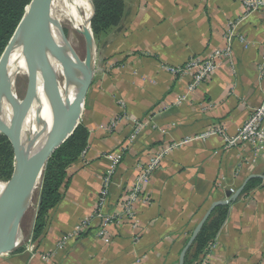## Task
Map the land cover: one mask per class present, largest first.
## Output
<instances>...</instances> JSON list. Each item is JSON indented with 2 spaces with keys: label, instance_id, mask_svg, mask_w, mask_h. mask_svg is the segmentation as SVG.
I'll list each match as a JSON object with an SVG mask.
<instances>
[{
  "label": "crops",
  "instance_id": "crops-1",
  "mask_svg": "<svg viewBox=\"0 0 264 264\" xmlns=\"http://www.w3.org/2000/svg\"><path fill=\"white\" fill-rule=\"evenodd\" d=\"M119 2L122 17L102 38L99 67L84 101V155L67 169L60 200L38 238L28 244L33 220L21 223L24 240L1 256L0 264H43L42 257L53 252V264H178L183 247L212 205L227 201L228 189L236 191L248 177L264 176V153L256 154L250 145L226 148L219 136L188 142L164 154L144 187L148 200L135 205L138 235L126 222L114 223L105 244L97 236L102 223L98 218L71 237L78 223L95 212L109 156L126 149L102 216L121 212L139 165L210 128L235 135L262 99L257 66L263 53L264 10L249 15L236 29L249 46L245 49L233 40V69L221 63L214 77L177 107L172 100L186 92L190 78L175 77L167 68L222 48L227 25L244 16L242 5L238 0ZM118 101L124 102L130 118L146 125L130 143V124L122 121L108 128L119 111ZM246 187L234 203L219 205L226 216L207 264H264V179L250 180ZM219 216L212 215L209 223ZM63 239L65 245L57 251Z\"/></svg>",
  "mask_w": 264,
  "mask_h": 264
},
{
  "label": "water",
  "instance_id": "water-1",
  "mask_svg": "<svg viewBox=\"0 0 264 264\" xmlns=\"http://www.w3.org/2000/svg\"><path fill=\"white\" fill-rule=\"evenodd\" d=\"M90 7L91 17L93 0H90ZM90 17L88 22L89 32L91 30ZM22 30L24 34L28 35L38 44L39 64L36 66L32 63H27L20 69V72L23 73V71L27 69H33L37 74L43 73L44 81L41 96L32 111L31 119L29 121L30 124L28 127L17 125V129L14 132L4 123V121H2L1 117L4 113L5 96L10 84L6 76L7 63ZM57 33L58 31L54 26V19L51 12L50 0H31L22 19L0 56V133L11 144L15 155L14 170L7 182L6 190L0 198V257L11 253L21 243L22 219L26 214L30 199L33 197L32 196L28 199V172L30 167L44 160V168L38 184L39 186L49 158L73 135L77 127L80 125L84 101L96 72L94 69L93 46L90 43V37L87 42L89 52L87 58L83 61L85 66L82 70L84 81L80 86L78 97L73 104V109L68 120L61 126H54L49 123L47 125H42L44 102L46 101L48 104L51 102L52 104L51 96L57 83L55 73L49 60V55L55 46L52 41L56 40ZM59 53L61 59L66 60L67 63L73 61L74 66L76 67L82 65L74 52H70V54L67 51L60 50ZM15 77L12 80L13 87ZM65 107L66 106L64 105L62 106L60 115L63 113ZM31 127L35 128V133L33 135H30V131L32 130ZM48 134H53V137H51L49 141L42 143V140ZM36 140H38L37 145L35 143ZM253 179H264V176L253 175L248 177L232 195L230 192L226 194L229 198L227 201L218 202L212 205L209 211L195 227L187 243L183 247L179 255L178 264H184L187 252L191 248L214 208L219 205L226 206L234 203L242 194L247 183Z\"/></svg>",
  "mask_w": 264,
  "mask_h": 264
},
{
  "label": "built area",
  "instance_id": "built-area-1",
  "mask_svg": "<svg viewBox=\"0 0 264 264\" xmlns=\"http://www.w3.org/2000/svg\"><path fill=\"white\" fill-rule=\"evenodd\" d=\"M238 1L243 7L244 16L241 19L230 22L227 25L225 33L223 35V40L225 44L222 48H216L208 52L206 55L200 57H192L180 67L167 68V70L175 77L186 76L190 78V82L186 87V92L184 94H180L176 96L172 100V105L177 107L183 105V103L186 102L188 95L195 92L202 84L209 82L214 77L221 63L227 62L230 65V67H232L233 69L232 43L234 39L237 42H239L240 45H242L243 48L245 49L249 46L248 41L244 38L243 35L237 34L236 29L239 27L240 23L249 15L257 14L262 10H264V0H238ZM261 46L263 48V53L261 56V61L257 66L258 77L260 81L263 82L261 103L256 108H253L250 111L248 117L245 119V121L243 122L242 126L239 128L237 133L229 137L228 135H226L223 128L220 127L210 128L207 131H204L203 133L195 137L184 139L181 143L170 145L161 153H157L153 155L147 161V163L138 166L140 170L139 174L134 178V181L129 191L123 198L121 212H119L118 214H110L107 216H102L101 213L107 203V199L109 195V187L112 181V177L115 175L118 164L120 163L126 149L122 148L117 154H112L111 156H109V168L104 173L101 180V188L97 195L95 212L89 219H85L78 223L71 237H76L80 233L87 230L91 225L92 221L98 218L102 219V223L97 231V236L102 238L105 244L109 242V239L107 237L108 234L107 229L110 226H112L114 223L119 224L120 222H126L131 227V229L137 234L138 223L136 219L135 205L139 201L146 202L148 200V198L143 193L144 187L149 183L150 179H152V176L156 171V169L158 168L161 159L164 157V154L170 152L172 149L177 148L180 145L193 141L206 140L211 136H219L222 140L224 147L226 148H234L238 145H250L252 146L256 154L264 153V43H262ZM117 105L119 111L110 121L108 128L110 130H113L122 121L123 122L125 121L126 123L130 124L132 127L131 133L128 138V141L130 143L136 139V137L144 130L146 125L141 123L137 119L130 118L127 115L123 101H118ZM84 152L85 151H83V153L78 158V160L82 158ZM254 162L255 160L252 159L251 163ZM222 181H224V179ZM228 190L231 194L235 192L233 188H229ZM36 212L37 209L33 215V221L36 216ZM23 240L24 239L21 238V242ZM65 240L66 239H63L61 242L58 243L57 251L63 249L65 245ZM31 243H32V239L30 237L28 239V244ZM216 245L217 244L215 239L201 253L195 264H207L208 260L210 259L212 253L216 248ZM53 256H54V252L47 253L46 255H44L42 257L43 264H53L52 263ZM32 257H34V255H32Z\"/></svg>",
  "mask_w": 264,
  "mask_h": 264
},
{
  "label": "bare ground",
  "instance_id": "bare-ground-1",
  "mask_svg": "<svg viewBox=\"0 0 264 264\" xmlns=\"http://www.w3.org/2000/svg\"><path fill=\"white\" fill-rule=\"evenodd\" d=\"M50 5L54 19V26L56 27L58 33L56 35V40L52 41L55 46L49 55V60L55 73L57 83L52 93L53 105L51 118L45 125L49 123L54 126H61L68 120L72 112L73 104L78 97V91L84 81L82 70L85 66L83 61H81L82 65L80 67L74 66L73 61L67 63L66 60L61 59L59 51L62 50L73 53L74 49L80 44L81 32L84 42L87 44L90 39L88 22L91 7L90 1L87 3V0H50ZM56 20L58 21L57 23H59V26L61 25L62 27H65V24H67L68 33L67 37H65L66 39L63 37ZM28 38L29 36L24 34L22 30L19 39L10 54L6 68V76L10 84L7 89L5 100L10 109L11 115L8 117L5 113H3L1 119L14 132L17 129V125H24V127H28L30 124L29 121L31 119L32 111L41 96L44 81L43 73H39V75L35 77L34 85L30 90H28L25 98L21 102L17 101V97L15 98L14 87L12 86L13 78L21 73L20 69L25 64L34 63L35 61V54L33 52L30 53L25 60L22 61L21 58ZM33 43L36 46L37 53L39 55V46L34 40ZM88 48L89 47L87 46V51L89 52ZM55 61L59 64L57 69L55 67ZM63 105L66 107L60 115ZM31 129L30 135H33L35 133V128L31 127ZM51 137H53V134L46 135V137L42 140V143L49 141ZM35 143L37 145L38 140H36ZM43 168L44 160L30 167L28 172V199L35 194Z\"/></svg>",
  "mask_w": 264,
  "mask_h": 264
},
{
  "label": "trees",
  "instance_id": "trees-1",
  "mask_svg": "<svg viewBox=\"0 0 264 264\" xmlns=\"http://www.w3.org/2000/svg\"><path fill=\"white\" fill-rule=\"evenodd\" d=\"M30 2L31 0H0V56ZM93 5L94 19L92 21V30L95 34L106 31L108 28L114 27L119 23L122 17V8L119 0H93ZM58 66L59 64L55 61L56 69ZM4 113L8 117L11 115L6 100ZM87 140L88 132L83 126L79 125L73 135L47 161L38 191L37 212L32 224V240H36L45 228L49 212L60 200V190L65 183L67 169L85 151ZM4 151V147L0 148V153ZM1 160L4 161L3 164H8L4 158L0 157ZM257 181L259 179H253L251 183ZM246 188L245 190H247ZM215 213L220 214L219 218L209 223L210 217ZM225 216L226 211L223 206L214 208L187 252L184 264H192L198 260L206 247L215 240L217 232L225 220ZM16 250L21 251V248H17Z\"/></svg>",
  "mask_w": 264,
  "mask_h": 264
},
{
  "label": "rangeland",
  "instance_id": "rangeland-1",
  "mask_svg": "<svg viewBox=\"0 0 264 264\" xmlns=\"http://www.w3.org/2000/svg\"><path fill=\"white\" fill-rule=\"evenodd\" d=\"M90 0H87V3H89ZM94 19V5H93V11L90 17V37L93 49V55H94V69L96 70L99 62V50L100 46L102 45V38L107 35L110 31V28H108L106 31H101L97 34H95L92 30V21ZM58 21L56 20V23ZM58 27L60 28V31L63 35V37H67L68 29L67 24H65V27L59 26V23H57ZM35 54V61L34 65L39 64V55L37 53V48L33 43V40L29 37L26 41L25 47L22 52V61L25 60L30 53ZM75 55L79 58L80 61H84L87 58V44L84 42L82 32L80 33V44L74 49ZM39 73L37 74L35 70L33 69H27L23 71V73H20L17 75L14 79V92H15V98L17 101L21 102L25 96L27 95L28 90L31 89V87L34 85V79L37 77ZM51 102L48 104L45 102L44 104V111H43V122L42 125H45L51 118L52 113V105H53V96H51ZM4 147L5 151L0 153V157L5 159V162H8L7 165L3 164L4 161H0V196L1 194L6 190L7 182L11 177V174L15 167V155L14 150L11 146V144L8 142V140L0 133V148ZM9 151V153H8ZM6 170V171H5ZM42 180V179H41ZM3 184V185H2ZM41 184V182H40ZM2 186V187H1ZM40 185L38 186V189L35 192V195L30 199V204L28 206V209L26 211V214L24 215L22 219V223H28L31 220H33V215L37 209L38 206V191H39ZM22 238L24 239V236L22 235Z\"/></svg>",
  "mask_w": 264,
  "mask_h": 264
}]
</instances>
